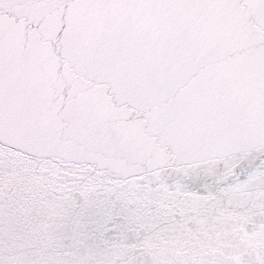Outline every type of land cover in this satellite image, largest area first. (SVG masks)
I'll return each mask as SVG.
<instances>
[{"label": "snow or ice", "instance_id": "obj_1", "mask_svg": "<svg viewBox=\"0 0 264 264\" xmlns=\"http://www.w3.org/2000/svg\"><path fill=\"white\" fill-rule=\"evenodd\" d=\"M0 264H264V0H0Z\"/></svg>", "mask_w": 264, "mask_h": 264}]
</instances>
